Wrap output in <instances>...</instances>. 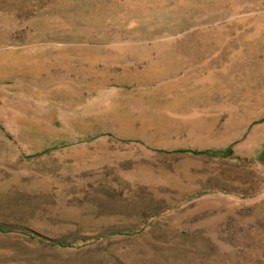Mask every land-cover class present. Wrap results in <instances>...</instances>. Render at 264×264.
Listing matches in <instances>:
<instances>
[{
	"label": "rangeland",
	"instance_id": "374dc122",
	"mask_svg": "<svg viewBox=\"0 0 264 264\" xmlns=\"http://www.w3.org/2000/svg\"><path fill=\"white\" fill-rule=\"evenodd\" d=\"M0 264H264V0H0Z\"/></svg>",
	"mask_w": 264,
	"mask_h": 264
},
{
	"label": "trees",
	"instance_id": "16d2710c",
	"mask_svg": "<svg viewBox=\"0 0 264 264\" xmlns=\"http://www.w3.org/2000/svg\"><path fill=\"white\" fill-rule=\"evenodd\" d=\"M56 244H59L61 246H69L70 243L66 242L65 240H56L54 241Z\"/></svg>",
	"mask_w": 264,
	"mask_h": 264
}]
</instances>
